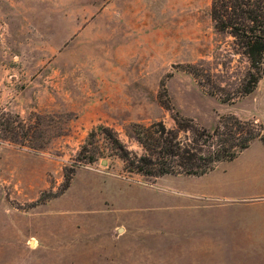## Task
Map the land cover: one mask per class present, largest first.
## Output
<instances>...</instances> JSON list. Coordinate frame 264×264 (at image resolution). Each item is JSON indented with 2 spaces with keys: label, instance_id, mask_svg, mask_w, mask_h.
I'll list each match as a JSON object with an SVG mask.
<instances>
[{
  "label": "rangeland",
  "instance_id": "1",
  "mask_svg": "<svg viewBox=\"0 0 264 264\" xmlns=\"http://www.w3.org/2000/svg\"><path fill=\"white\" fill-rule=\"evenodd\" d=\"M209 5L0 0V264H264V223L207 206L252 186L227 177L243 158L152 179L124 172L103 136L85 143L103 126L139 153L131 125L174 126L162 100L208 131L232 115L264 136V53L241 94L248 61L214 30Z\"/></svg>",
  "mask_w": 264,
  "mask_h": 264
},
{
  "label": "trees",
  "instance_id": "2",
  "mask_svg": "<svg viewBox=\"0 0 264 264\" xmlns=\"http://www.w3.org/2000/svg\"><path fill=\"white\" fill-rule=\"evenodd\" d=\"M209 18L214 30L229 35L235 49L246 57L249 71L241 94H249L262 73L264 0H210ZM160 104L173 113L174 126L166 128L161 122L147 126L131 125L128 136L139 147V153L127 150L112 130L103 126L91 129L85 143L88 144L96 135L103 136L122 162L124 172L156 179L163 176H202L213 170L216 163L234 159L252 141L263 142L262 126L255 121H243L232 115L221 116L215 127L208 131L192 119L178 115L165 100ZM17 128L22 129L19 124ZM13 129L7 126L3 131L22 136ZM82 149L85 147L77 156ZM87 160L91 162L92 158ZM71 175L72 170L64 172L58 193L48 197H56L65 191Z\"/></svg>",
  "mask_w": 264,
  "mask_h": 264
},
{
  "label": "crops",
  "instance_id": "3",
  "mask_svg": "<svg viewBox=\"0 0 264 264\" xmlns=\"http://www.w3.org/2000/svg\"><path fill=\"white\" fill-rule=\"evenodd\" d=\"M240 158L244 159L243 162L245 165L241 167V170L233 172V174H229L227 177L249 180L252 186L245 188V190L241 192L238 190L239 193H234L232 190H229L226 195L219 196L217 199H215L216 202H210V204L207 206H216L219 208V206L224 205L230 210H233V215H235L237 218L241 216V212L250 211L249 213H254L250 215L251 217H246L248 216L247 214H242V216H245V223L249 222L250 220H252L250 225L256 223L255 221L264 223V136L263 142L258 140L252 141L247 148L239 152L237 156L231 161L216 163L213 170L217 167H228L230 163L238 161ZM213 170L206 174L212 173ZM222 172L225 171L222 170ZM207 238V236H204L202 241L200 238L191 240L188 242L190 243L189 247H197L195 244L197 243V239H199V241L202 243L203 241L205 242ZM199 247H202V245Z\"/></svg>",
  "mask_w": 264,
  "mask_h": 264
}]
</instances>
